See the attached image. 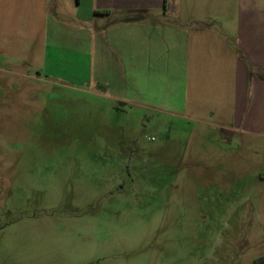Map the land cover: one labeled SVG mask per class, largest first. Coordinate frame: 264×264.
<instances>
[{
    "label": "rangeland",
    "instance_id": "1",
    "mask_svg": "<svg viewBox=\"0 0 264 264\" xmlns=\"http://www.w3.org/2000/svg\"><path fill=\"white\" fill-rule=\"evenodd\" d=\"M23 3L0 0V264H264L261 149L48 81Z\"/></svg>",
    "mask_w": 264,
    "mask_h": 264
},
{
    "label": "crops",
    "instance_id": "2",
    "mask_svg": "<svg viewBox=\"0 0 264 264\" xmlns=\"http://www.w3.org/2000/svg\"><path fill=\"white\" fill-rule=\"evenodd\" d=\"M23 1L37 8L48 81L104 84L112 113L146 100L214 129L222 151L254 144L264 168V0Z\"/></svg>",
    "mask_w": 264,
    "mask_h": 264
},
{
    "label": "trees",
    "instance_id": "3",
    "mask_svg": "<svg viewBox=\"0 0 264 264\" xmlns=\"http://www.w3.org/2000/svg\"><path fill=\"white\" fill-rule=\"evenodd\" d=\"M97 86H99V87H102V88L106 89V85H104V84H97Z\"/></svg>",
    "mask_w": 264,
    "mask_h": 264
}]
</instances>
